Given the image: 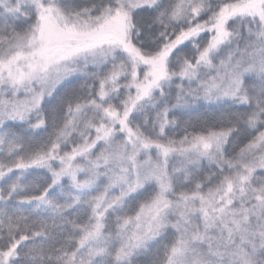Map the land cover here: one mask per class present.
I'll return each instance as SVG.
<instances>
[{
    "label": "snow or ice",
    "instance_id": "snow-or-ice-1",
    "mask_svg": "<svg viewBox=\"0 0 264 264\" xmlns=\"http://www.w3.org/2000/svg\"><path fill=\"white\" fill-rule=\"evenodd\" d=\"M0 264H264V0H0Z\"/></svg>",
    "mask_w": 264,
    "mask_h": 264
}]
</instances>
